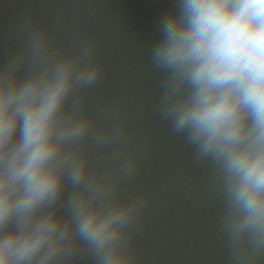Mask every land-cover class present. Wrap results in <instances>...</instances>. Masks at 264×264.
<instances>
[{
	"label": "clouds",
	"instance_id": "9594fccd",
	"mask_svg": "<svg viewBox=\"0 0 264 264\" xmlns=\"http://www.w3.org/2000/svg\"><path fill=\"white\" fill-rule=\"evenodd\" d=\"M148 59L157 112L212 172L228 264H264V0H170ZM96 45L33 25L0 61V264H141L143 195L118 109H90Z\"/></svg>",
	"mask_w": 264,
	"mask_h": 264
}]
</instances>
